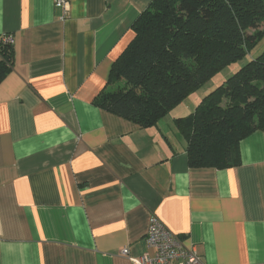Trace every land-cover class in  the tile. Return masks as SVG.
Masks as SVG:
<instances>
[{"label":"crops","instance_id":"obj_1","mask_svg":"<svg viewBox=\"0 0 264 264\" xmlns=\"http://www.w3.org/2000/svg\"><path fill=\"white\" fill-rule=\"evenodd\" d=\"M151 2L0 0V264H134L152 214L203 264H264L263 131L191 167L187 100L149 127L95 104Z\"/></svg>","mask_w":264,"mask_h":264},{"label":"trees","instance_id":"obj_2","mask_svg":"<svg viewBox=\"0 0 264 264\" xmlns=\"http://www.w3.org/2000/svg\"><path fill=\"white\" fill-rule=\"evenodd\" d=\"M264 0H152L112 63L95 104L141 127L155 125L228 66L247 59L197 98L174 122L191 167L240 163L239 142L264 132ZM1 39V38H0ZM11 43L0 40V81L11 69Z\"/></svg>","mask_w":264,"mask_h":264},{"label":"built area","instance_id":"obj_3","mask_svg":"<svg viewBox=\"0 0 264 264\" xmlns=\"http://www.w3.org/2000/svg\"><path fill=\"white\" fill-rule=\"evenodd\" d=\"M54 4L65 10L67 0H54ZM0 38L3 43L12 42L10 35H3ZM144 240L146 246L152 249L153 253H143L132 258L134 264H203L197 252L193 248H186L181 239L172 233L154 214L149 218ZM121 254L128 256L127 247L121 250Z\"/></svg>","mask_w":264,"mask_h":264},{"label":"rangeland","instance_id":"obj_4","mask_svg":"<svg viewBox=\"0 0 264 264\" xmlns=\"http://www.w3.org/2000/svg\"><path fill=\"white\" fill-rule=\"evenodd\" d=\"M260 29H264V23L260 26ZM264 46V39L262 41H260L256 47L250 52V57L251 56H256L258 55V53L260 52V50H262ZM247 59H249V57L247 56L246 58L242 59L241 61H238L235 64H232L230 66H228L227 68L223 69L220 73H218L212 80H210V82L208 84H206L202 89H199L197 92H195L194 94H192V96H190L187 101L188 102H184L185 104L181 105V109H189V107L187 106H192L191 107V111L194 109L195 107V97H200L203 93V91L206 88H211L213 86H216L217 84L221 83L224 79H226L228 76H230L239 66H241ZM190 112V109L189 111Z\"/></svg>","mask_w":264,"mask_h":264}]
</instances>
